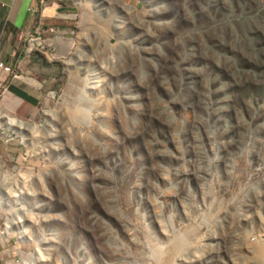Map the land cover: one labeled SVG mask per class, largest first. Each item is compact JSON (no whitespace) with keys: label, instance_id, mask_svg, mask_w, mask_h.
Returning a JSON list of instances; mask_svg holds the SVG:
<instances>
[{"label":"rangeland","instance_id":"rangeland-1","mask_svg":"<svg viewBox=\"0 0 264 264\" xmlns=\"http://www.w3.org/2000/svg\"><path fill=\"white\" fill-rule=\"evenodd\" d=\"M35 1L0 13V264H264V0Z\"/></svg>","mask_w":264,"mask_h":264},{"label":"crops","instance_id":"crops-1","mask_svg":"<svg viewBox=\"0 0 264 264\" xmlns=\"http://www.w3.org/2000/svg\"><path fill=\"white\" fill-rule=\"evenodd\" d=\"M35 7V0H0V13L2 12V15L4 14L3 21L4 23L8 22L9 24H7V28H10L9 30L13 31L20 29V27L22 28L24 24H29L31 17L33 18L31 13L35 10ZM0 30L3 29L1 28ZM1 34L3 37L5 33L1 32ZM33 88L36 89L37 87ZM7 91V97L12 99L15 98V101H17L19 105L23 102L35 104L38 101L37 94L28 92L27 90H24V87L20 88L13 83L9 85Z\"/></svg>","mask_w":264,"mask_h":264},{"label":"built area","instance_id":"built-area-1","mask_svg":"<svg viewBox=\"0 0 264 264\" xmlns=\"http://www.w3.org/2000/svg\"><path fill=\"white\" fill-rule=\"evenodd\" d=\"M38 1H43V0H38ZM0 39H1V34H0ZM2 65V63L0 62V66ZM3 69H4V71H6V72H10L11 70H10V68L8 67V66H3Z\"/></svg>","mask_w":264,"mask_h":264},{"label":"bare ground","instance_id":"bare-ground-1","mask_svg":"<svg viewBox=\"0 0 264 264\" xmlns=\"http://www.w3.org/2000/svg\"><path fill=\"white\" fill-rule=\"evenodd\" d=\"M16 121V120H15ZM16 122L20 123V125L22 124L19 120H17ZM22 126V125H21ZM19 127V126H18Z\"/></svg>","mask_w":264,"mask_h":264},{"label":"clouds","instance_id":"clouds-1","mask_svg":"<svg viewBox=\"0 0 264 264\" xmlns=\"http://www.w3.org/2000/svg\"><path fill=\"white\" fill-rule=\"evenodd\" d=\"M39 2V1H38ZM41 3V2H40ZM0 34H1V31H0ZM1 38H2V34H1ZM1 40V39H0Z\"/></svg>","mask_w":264,"mask_h":264}]
</instances>
